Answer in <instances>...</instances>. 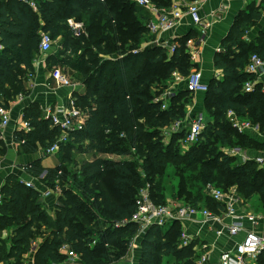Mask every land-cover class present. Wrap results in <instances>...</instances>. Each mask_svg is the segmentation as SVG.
Listing matches in <instances>:
<instances>
[{
    "label": "trees",
    "instance_id": "trees-1",
    "mask_svg": "<svg viewBox=\"0 0 264 264\" xmlns=\"http://www.w3.org/2000/svg\"><path fill=\"white\" fill-rule=\"evenodd\" d=\"M152 1L158 7L171 4L170 0ZM37 12L30 9L27 0L0 2V106L5 107L7 101L24 91L22 75L32 68V57L40 41L39 30H42L53 40L64 39V49L47 59L79 73L85 91L74 93L75 104L85 112L86 119L82 129L70 132V138L59 147L60 162L56 166L44 169L35 161L29 168L30 176L46 188L60 187L53 217L39 201V189L25 186L13 173L7 175L0 189V230H11V234L6 239L0 238V262L21 264L40 235L42 241L33 253V264L63 263L66 259L60 251L63 245L79 255L78 264H117L120 247L118 251L108 247L119 244L114 243L119 233H134L138 226L128 223L114 229L112 236L98 230L97 242L92 237V228L88 227L95 212L107 219H129L136 209L135 195L146 183L150 185L153 201L165 204L162 193L156 191L158 183L155 184L154 176L162 175V170L169 166L177 172L185 171L190 167L188 161H198L191 170L199 173L203 187L208 182L225 191L235 186L242 200L257 195L264 207V165L255 167L256 162L249 160L232 166L231 156L206 147L212 142L264 150V139L238 133L224 116L226 110L232 109L238 116L257 123L264 135V92L259 89L243 92L242 84L251 77L240 71L252 53L264 59V37L259 47L245 44L241 39L248 22L259 19L258 10L252 9L233 24L228 42L239 49L238 52L230 49L233 59L228 53L214 57V67L223 76L220 80L206 81L203 112L209 120L200 140L185 153L179 144L184 132L172 134L165 142L162 130L184 117L181 102L191 92L187 89L175 92L165 109L161 108L162 102L154 100L166 87L172 71L187 76L195 67L184 46L189 37L178 39L170 56L160 46L132 52L139 47L150 19L146 10L137 7L133 0H39ZM38 15L44 20L41 27ZM70 18L83 22L81 36L73 37V30L67 24ZM71 56L75 58L70 60ZM22 118L32 129L15 130L14 140L26 153L45 149L60 134V129L51 125L37 103L26 106ZM74 149L92 150L98 156L68 169ZM100 154L132 155L135 159L117 161L99 157ZM207 154L212 157L206 159ZM43 171L46 172L41 177ZM195 178L194 175L179 178L177 195L192 206L204 205L213 212H221L219 203L204 191L200 197L199 191L189 185V180ZM96 182L95 192L91 185ZM181 229L180 222L174 221L165 228L151 226L145 231L141 264H156L158 260H153L154 256L157 259L163 254L192 253L191 243L179 247ZM256 262L264 264V249Z\"/></svg>",
    "mask_w": 264,
    "mask_h": 264
},
{
    "label": "crops",
    "instance_id": "crops-1",
    "mask_svg": "<svg viewBox=\"0 0 264 264\" xmlns=\"http://www.w3.org/2000/svg\"><path fill=\"white\" fill-rule=\"evenodd\" d=\"M2 1L8 2L9 0H0V2ZM29 1L30 2L34 1L36 3L35 8H33L29 4ZM38 1L39 0H27L30 9L36 13H38L37 12ZM191 1L193 0H170L171 2L170 6L178 5L182 10H185L186 6ZM252 9H256L259 11L260 13L259 19L256 21L252 20L251 22H248L247 24L248 29H246L241 39L242 42L245 44H253L254 47H259L261 43L260 39L264 37V0H205L201 3L199 8L200 15L203 17V19L209 21L210 23V26L205 30L204 34H202L201 26L193 24L191 18L188 17L187 15H184L180 23L172 30L164 33L161 39H166L168 42L169 41L175 42L177 45H178V39L181 38L184 39L186 37H189L188 39H192L193 42L192 45L187 46V40L184 43L185 50L189 55L190 63L195 65V67L190 69V72L192 71L201 72L202 80L204 82L210 81L212 75L215 76L216 80H220L222 79L223 73L221 70H218L214 67L213 64L214 57L218 54L223 55L225 53H228L229 58L233 59L234 55L230 54V49H233L234 52H238L239 49H236L234 46L229 44L230 42H228L230 36V30L233 24L238 19L241 20L245 18V16H247V14ZM213 13H215L216 16L213 17ZM149 16L151 18L150 14ZM68 20H71V22H68ZM68 20H67V24L74 23L79 27L81 31L82 25L80 22L76 21L74 18H70ZM38 23L40 27L44 24V20L39 15H38ZM40 32H42V30H39V35ZM79 36H81V34ZM79 36H75L73 32L74 38ZM155 39H159V38L156 37L155 35H150L147 32V28H146V31L143 33L142 41L140 42L139 46H141L143 42H145L146 49L156 46ZM63 42L64 39H55L53 42L55 46L59 47L58 53L64 49L62 46ZM52 48L53 47H51L49 52L44 53L39 50V44H38V49L32 57V61H31L32 68L30 70H27V74L29 78L27 81L24 82V91L17 94V95L21 94V97L19 96L17 97L16 95L13 99L5 103V108L8 110L10 122L6 127L0 126V189L3 186L8 174H12V173L15 174L21 181L29 180L31 178L30 174L28 173L29 168L31 167L32 163L35 161H39L40 167L44 169L52 168L60 162V157L58 152H55L53 154H44L43 153L44 148L43 149L40 148L36 152L26 153L20 148L19 144L14 140L15 123L17 122V120H19V117L22 114V110L30 103H37L41 109L42 114L44 115L46 112V108L48 107L53 108L59 104L67 105L71 94L74 97V93L82 94L85 91V87L81 81L78 82L74 81L73 83L75 85V90H72L69 89L68 87L57 86L56 83L51 79L50 72L54 67L59 68L61 72L67 75L71 80L73 75L76 76L79 75V73L73 71H71L73 75H71L70 73L67 74L63 71V70H67L64 69L66 67H61L50 63L47 57L51 54V51L53 50ZM59 57H61V54ZM249 57L250 56L248 55L247 62L244 68L240 71L247 73L246 65L249 61ZM74 58L75 57L71 56L70 60H73ZM45 65L47 68L44 67ZM247 74L251 77L249 73ZM180 76L183 75L179 73L177 70L172 71L170 78L166 82V87L163 90L167 89L170 86L171 82L175 79V77H180ZM248 80L251 79H247L246 81ZM246 81H244V83ZM244 83L242 84L243 92H245L243 90ZM171 89L175 93L179 90L182 89L184 90L186 88L182 81L174 84V86ZM187 98L188 99L186 101L184 100L181 103H183V110L185 112L183 118L189 119L194 112L200 110L203 111L205 92L189 93ZM165 103L167 106L168 100H166ZM229 111H232L235 114V116L239 119L249 120L238 116L234 110L228 109L226 110L224 116L229 123H230L228 119ZM208 120L209 118H207V121ZM254 125L259 128L257 124ZM183 131L184 129L181 132ZM244 133H247L249 135L255 132L249 130ZM162 135L164 134L162 133ZM253 135H254L253 137L256 139H264V135L262 134V132H261L262 136L258 135L257 133ZM170 137L171 136L169 137L163 136L165 142H167ZM183 140H184V136L182 139H180V143H179L181 151L188 150L189 148V146L184 144ZM51 155H53L55 158L54 161L55 164L53 165L46 164L45 160L48 159V157ZM99 157L107 158L108 154H100ZM257 157H264V150H258V152L248 151L247 155H244L242 160L243 162H245L244 161L245 158H249L246 161L249 160L255 161V158ZM256 164H259V166L264 165L258 162H256ZM45 172L46 171H43L40 176L42 177L45 174ZM33 182L40 189V191L44 190L43 189L44 187L39 180L33 179ZM204 194L207 196L205 192ZM41 198L42 197L40 196L39 201L42 204H44L45 202L47 211L49 215L52 216L54 213V205L57 202V196L50 195L47 196L46 198L43 199ZM241 201H242V205L238 204V209L241 210L242 212H248L255 215L257 220V223L255 225H252L250 222L246 221L244 223L245 229L256 230L257 232H259L264 236V207L260 203V200L258 199L257 196H252L249 199H245V200L241 199ZM229 221H230L229 218H223L224 223H228ZM181 227L184 228L186 232L189 233L190 235L192 236L195 235L193 236V241L190 244L192 245V251L196 252L194 253V261L197 262L201 255H206L208 259L203 264H210L211 262L216 260V258L218 257L221 251L233 247L235 243L240 241L244 235V233L242 232L234 237H230L225 230H222L220 235H217L213 227H210L207 223H204L199 219L196 220V222H192V221L183 222L181 224ZM3 235L4 233L0 230V238H4L2 237ZM249 264H257L256 259L250 260Z\"/></svg>",
    "mask_w": 264,
    "mask_h": 264
},
{
    "label": "built area",
    "instance_id": "built-area-1",
    "mask_svg": "<svg viewBox=\"0 0 264 264\" xmlns=\"http://www.w3.org/2000/svg\"><path fill=\"white\" fill-rule=\"evenodd\" d=\"M203 1L205 0H193L186 6L185 10H182L178 5L158 7L152 0H133L137 7L145 9L151 15V18L146 24V28L150 35H155L159 38L155 39V45L165 47L164 49L167 51H172L171 54L174 52L177 44L172 41L168 42L166 39H161V37L164 33L175 28L184 15L190 17L193 24L201 26L202 34H204L205 30L210 26L209 21L203 19L199 12L200 5ZM29 4L35 8L36 3L34 1H29ZM214 16H216L215 13H213V17ZM68 22H71V20H68ZM68 24L71 26L75 36H79V27L74 23ZM53 42L54 40L50 37L48 32H40L39 50L41 52H49ZM192 43V39H187V46L192 45ZM246 72L251 75V80L244 83L243 90L247 93L255 89L264 92V59L258 54L252 53L246 65ZM50 77L57 86L68 87L69 89L75 90V85L72 80L62 73L59 68L54 67L50 72ZM179 81H183L185 83V88L191 93H204L207 91V83L202 80V74L199 71H192L187 76L175 77V80L171 82L170 86L163 90L158 98L154 100L156 102H162L161 105L163 109L167 107L165 103L166 100L174 95L171 88ZM18 96L21 97V94L17 95V97ZM75 100V97L71 94L67 105L59 104L53 108H46L44 117L51 121L52 126L60 129V134L54 143L44 149V154H53L57 152L59 147L70 138V132L82 129L86 114L82 109L76 106ZM228 119L231 126L238 133L251 130L261 135L257 126L249 120L237 118L232 111L228 112ZM9 122L10 117L8 110L1 105L0 126L6 127ZM207 122L205 113L200 110L194 112L189 119L182 118L172 122L167 127L163 128L162 133L164 134L163 136L169 137L184 129V144L190 146L200 140ZM31 129L30 124L22 118L21 114L19 120L15 123V130L29 132ZM247 159L249 158H245L244 161ZM255 161L264 164V157H257ZM33 179L35 178L31 177L29 180H24L22 182L27 187L39 189L33 182ZM56 183L58 182L56 181ZM43 187L44 190L40 191L41 199L50 195L58 196L61 192L59 185L55 186L54 189L46 188L44 185ZM204 192L210 199L221 205V212L216 213L204 206H192L184 202L175 203L174 205L155 203L150 194V185L146 183L136 193V209L134 213L129 219L122 220L121 224L127 225L128 223H135L140 227L141 231L145 232L151 226L165 228L174 221H178L182 224L186 221L196 222V220L199 219L207 223L210 227H213L217 235H220L222 230H225L230 237H234L243 232L244 235L240 241L236 242L233 247L221 251L216 260L210 264H249V261L256 259L264 249V236L256 230H247L244 226L246 221L255 225L257 223L255 215L242 212L238 209V204L242 205V201L235 187H230L225 191L215 184L208 182L204 185ZM223 218H229L230 221L224 223ZM193 236L182 228L179 237V247L188 246L193 241ZM40 240H42V238ZM39 243V240H34L32 242V249L27 255H24V260L21 264H33V253ZM60 251L65 254L66 259L63 263L59 264H78L79 255L71 251L68 245L61 246ZM207 259L206 255H201L195 264H203ZM0 264L7 263L0 262Z\"/></svg>",
    "mask_w": 264,
    "mask_h": 264
},
{
    "label": "rangeland",
    "instance_id": "rangeland-1",
    "mask_svg": "<svg viewBox=\"0 0 264 264\" xmlns=\"http://www.w3.org/2000/svg\"><path fill=\"white\" fill-rule=\"evenodd\" d=\"M80 23H81V25H83V22H80ZM53 45H54V43H53ZM156 46H160V45H156ZM52 47H53L52 48L53 50L51 51L50 55H52L53 53L55 55H57L59 47L55 46V45ZM160 47H162V46H160ZM162 48H165V47H162ZM145 49H146L145 42H143V44L141 46L133 49L132 52H136L135 50H145ZM171 52H170V50L167 51L168 56L171 55ZM44 67L47 68L46 65ZM64 69H67V70L62 69L65 73H67V74L70 73L71 75H73L69 68H64ZM28 78H29L28 74L23 73V75H22L23 81L24 82L27 81ZM212 78L216 79L215 76H213V75H212ZM81 79L82 78L79 75H77V76L73 75L72 82H74V81L78 82ZM179 82H182V81H179ZM184 85H185V83H184ZM213 102H216L215 103L216 105L218 103L217 101H213ZM254 124H257V123H254ZM227 128H228V126H227ZM228 131L230 132V129H228ZM253 134H255V133H253ZM253 134H249V136L253 137L254 136ZM233 135H234V137L237 136L236 134H233ZM206 147L207 148H214V149L220 151L222 154H227V155L231 156L233 158V161L231 163L232 166H235L236 165L235 163H242L243 162V160H242L243 156L247 155L248 151L258 152V150L251 149L249 147L242 148L240 146H235V145H226L225 146V145H220L218 143H212V142L210 145H206ZM182 152L185 153V152H187V150H184ZM70 156L72 159L71 162L72 161L73 162H72V164L68 165V169L73 168L74 165L78 166V165H81L82 163H84L85 161L93 159L94 157L98 156V153L96 154L92 150H86V152H83L82 149H79V150L74 149ZM210 157H212L210 154L205 155L206 159H208ZM248 157H249V155H248ZM189 158L190 157H188V160H189ZM107 159H111V160L114 159L117 161L118 160L119 161H132L135 158L132 155H124L123 156V155L108 154ZM54 161H55V158L53 155H51L48 157V159L45 160V163L49 164V165H53V164H55ZM197 162L198 161H195V160L188 161L187 163L190 166L188 168L189 170L187 169V170L182 171V172H177L173 166H169V167L162 170L164 172V173L162 172L163 176L158 174V173H157V175L154 176L155 184L158 183V185H157L158 188H156L157 189L156 191L159 195H160V193H162L163 200L165 201L164 202L165 204H173L174 205L175 203L177 204V202H185L186 201L185 198L180 197V195L179 196L177 195L179 192L176 189V185L178 183L179 178L184 177L185 175L187 177L194 175L197 178V179L195 178L194 180H189V185H192L194 187L195 191H197V192L199 191L198 194L200 197L203 196L204 187L202 184V178L199 177V173L197 171L191 170L192 169L191 166L197 165L196 164ZM255 167H260V166H259V164H256ZM138 172L141 175V177L144 178V174L140 168H138ZM165 173H166V175H165ZM107 179L109 180L110 178L108 177ZM140 180H141V178L139 177V181ZM139 185H141V184H139ZM144 185H141V187H143ZM141 187H139V189ZM91 188L93 189V191L96 192L98 189V183L96 182V183L92 184ZM197 188H198V190H197ZM187 191H190V189H188ZM192 194H194V193H192ZM254 196H257V195H254ZM186 197H187V195H186ZM135 199H136V195H135ZM43 206L47 210L45 202H44ZM53 216H54V214L52 215V217ZM92 223H95V225H93ZM88 227L92 228V230H93L92 237H93L94 241L96 240L98 242L99 241L98 239H100L98 236L100 234L96 233V231L102 230V231L108 232L107 235L112 236V233L116 231L114 229H120L121 227H124V225L121 224V221L115 220V218H108V219L105 218L104 216L100 215L99 212L97 211V212H95V216L92 219L91 225ZM2 232L4 233V235L2 236L4 238L5 237L7 238L8 235L11 234V230L4 229V230H2ZM144 233L145 232L141 231L140 227H137V230L134 233H131V232L125 233V234L119 233V235L115 237L114 243H116V244L119 243V244H117V245L111 244L108 247L111 251H118L119 248H117V247H120L121 251L118 252L119 258L115 263H117V264H141L142 263L141 257H142V251H144V249L142 250V247H143L142 239L144 238ZM39 236L40 235H37L35 240H39L41 242L40 239L42 237L40 238ZM4 238H1V239H4ZM194 253H196V252H192V253L184 252L180 255H174L173 253H168V254L161 255L157 259H155V256H154L153 260H158L156 262V264H195V261H193V263L191 261ZM79 264H81V263H79Z\"/></svg>",
    "mask_w": 264,
    "mask_h": 264
}]
</instances>
